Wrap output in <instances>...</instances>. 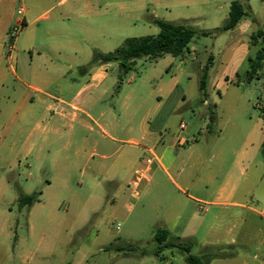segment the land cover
I'll return each mask as SVG.
<instances>
[{"label":"rangeland","instance_id":"obj_1","mask_svg":"<svg viewBox=\"0 0 264 264\" xmlns=\"http://www.w3.org/2000/svg\"><path fill=\"white\" fill-rule=\"evenodd\" d=\"M233 1L237 0H112V6L108 8L111 15L115 16L113 23L118 29L119 40L106 45L104 53L121 47L124 41L121 39L156 36L158 29L149 22L154 16L186 25L196 32L187 47L188 51L181 58L164 55L160 59L150 60L142 57L135 60L127 73H123L117 63L112 62L114 67L108 70L109 77L101 88L106 89L107 94L97 104L99 108H134L138 104L142 105L141 108H154L157 101L155 89L159 84H167V87L171 78L176 77L177 94L184 95L185 99H179L180 108L184 109L173 119V125L180 120L184 126L180 131L181 137L188 139L192 150L201 149L203 153L202 164L195 166L193 158H187L182 150V156L186 158L177 159L175 166L169 170L175 183L188 194L192 192L190 188L186 190V186L194 182L196 167L204 171L209 166L215 172L214 186L222 181V176L217 173V161H209L211 148H214L215 154L222 150L220 158L224 169L229 170L235 178L240 177L234 166L240 144L213 141L220 135V130L225 139L228 137L231 132V124L227 122L230 114L234 116L237 128L245 133L253 128L259 132L264 124L260 113V108H264V79L251 82L245 79L248 59L254 57L257 51V47L250 43V36L257 29L264 31V0L248 2L251 18L255 21L252 27L244 32L237 29L219 32ZM25 3L32 6L31 0H25ZM41 3L53 5L54 0H42ZM49 7L45 6L42 11H47ZM103 9L104 2L96 11L102 12ZM57 10L54 8L46 13V18L39 21L37 31L52 20ZM82 15L85 17L87 14ZM245 20L251 21L250 18ZM77 22L71 20L67 24L70 34L74 32ZM21 31L18 36L22 34ZM202 33L209 35L203 36ZM36 43L44 47L50 45L45 39H36ZM52 49L44 50V53L56 63L55 72L60 68L64 76L54 79L45 91L66 101L71 100L84 83L82 77L85 74L94 67L109 64L91 65L92 51L96 49L91 50V54L87 49L81 53L78 48L71 46ZM210 55L213 65L208 72L205 89L208 104H201L202 93L198 90V84L201 68ZM95 95H98V91ZM139 97L142 98L140 101ZM33 100L34 108H42L35 95ZM162 101L168 108L172 99L166 101L162 97ZM211 108H215L218 125L208 132V120L205 117ZM67 123L73 127L70 138L77 142L80 137L77 121L67 120ZM235 136H241V133L236 132ZM192 138H197L198 142H190ZM40 145L38 140L36 148L28 157L21 155L18 148L16 160H11V157H7L6 161L0 160V264H23L25 257L31 254L28 252H34L30 264H187L186 255L178 249H164L160 256L153 255L157 247L153 240L155 231L165 228L173 233L177 227L184 225V216L189 211L186 208L189 203L186 196L179 193L161 170L157 168L152 173H146L150 181L143 180L137 189L130 187L135 175L127 170L120 171V188L116 192L105 174L110 160L105 162L106 168L101 172L91 171L95 167L94 162L83 171V163L74 161L75 145L67 153L72 165L62 174L56 166L57 157L50 153L55 147L52 150L44 147L39 151ZM256 161L261 163L264 170V156L258 153ZM38 192V203L29 210H18L20 193L31 195ZM95 202L102 206L94 216L89 211ZM199 207L213 211L210 206ZM197 216L205 217L204 224L193 236L189 234L192 224L185 232L194 242L190 254L199 256L208 249L213 257L211 264H227L220 255L232 254L233 248L225 246L226 238L219 245L213 244L209 238L211 235L208 236L205 230L209 215L202 212ZM181 218L182 223L179 222ZM29 220L35 226L34 239L29 237ZM110 245L122 248L131 246L133 251L128 253L126 248L123 251L110 250ZM233 262H238V258Z\"/></svg>","mask_w":264,"mask_h":264},{"label":"crops","instance_id":"obj_2","mask_svg":"<svg viewBox=\"0 0 264 264\" xmlns=\"http://www.w3.org/2000/svg\"><path fill=\"white\" fill-rule=\"evenodd\" d=\"M31 1L30 7L25 0H0V160L6 161L7 157L16 160L18 148L21 155L28 157L40 140L39 151L44 147L48 150L55 147L50 153L57 157L56 166L65 174L72 165L67 153L76 145L74 161L83 163V171L94 162L95 167L91 171L101 172L106 168L105 162L110 160L105 174L116 192L120 188V171L127 170L133 175L140 172L146 181H150L145 174L158 168L189 201L184 225L177 227L173 233L167 229L172 238L189 239L185 235L187 227L192 224L189 234L193 236L205 220L204 216L197 214L207 213L209 216L205 230L208 236L211 235L209 238L213 240L212 243L219 245L226 238L225 246L235 249H232V254L220 255L227 264H264V220L258 214L264 207V170L261 163L256 161L264 142V124L259 132L253 128L245 133L237 128L235 118L230 114L227 122L231 124V132L228 137L225 139L220 130V135L213 141L240 144V151L234 161L240 177L235 178L229 170L224 169L220 158L222 150L215 154L214 148H211L209 161H217V173L222 176V181L214 186L215 172L209 166L204 171L196 167L194 182L186 186V190L190 188L192 193H186L172 179L169 170L175 166L177 159L184 157L182 150L187 158H193L195 166L202 164L203 153L201 149L192 150L188 139L181 137L180 124L183 123L180 120L173 125V119L184 109L180 108L179 99L184 100L185 96L177 94L178 79L172 77L167 87V84H159L155 89L157 101L154 108H141V104L134 108L97 107L107 94L106 89L101 88L109 77L108 70L114 67L112 63L94 67L85 74L82 77L84 83L71 100L52 96L45 89L54 79L63 78L64 73L60 68L55 72L56 63L44 50L71 46L78 48L81 53L87 49L91 54V50L96 49L99 51L94 50L92 54L95 51L106 54L103 48L119 40L118 29L113 23L115 16L108 9L112 6V0H54L53 5H43L42 0ZM102 2L105 9L96 11ZM45 6L51 7L43 12ZM54 8L58 9L56 15L37 31L39 21ZM19 10L21 14H18ZM83 13L87 15L83 17ZM85 18L95 21L87 22ZM71 20L78 22L70 34L67 24ZM18 23H23L22 34L10 47L8 33ZM254 24L243 18L232 30L244 32ZM36 39H45L50 42V47L39 45ZM96 91L98 95H95ZM33 95L42 108H34ZM162 97L166 101L172 99L168 108H165ZM141 99L139 97L138 101ZM261 116L264 120V115ZM67 120L77 121L80 134L77 142L70 138L73 127L66 124ZM205 120H208V115ZM217 125L215 114L212 129ZM236 132H240L241 136H235ZM190 142L196 143L198 139L192 138ZM185 145L187 148L184 149ZM91 205L93 207L89 212L95 216L102 205L98 202ZM113 205L116 206L115 203ZM200 205L210 206L213 211L203 209ZM34 230V223L29 220L28 232L32 239L35 238ZM28 253L31 254L25 257L23 264H30L34 252ZM236 258L238 262H233ZM231 259L234 260L231 262Z\"/></svg>","mask_w":264,"mask_h":264},{"label":"trees","instance_id":"obj_3","mask_svg":"<svg viewBox=\"0 0 264 264\" xmlns=\"http://www.w3.org/2000/svg\"><path fill=\"white\" fill-rule=\"evenodd\" d=\"M249 0H237L231 2L229 6L228 17L219 32H226L234 29V27L243 19L250 18L252 22H255L251 18V10L248 5ZM149 22L158 29L156 36H145L140 38H127L124 40L121 47L110 53L94 52L91 65L97 63H117L119 69L123 73H127L136 59L142 57H148L151 60H157L164 55H170L174 58H181L184 52L188 51L187 47L191 42L196 32L191 28L183 24H177L173 22L164 21L158 18H150ZM203 36L209 35L208 33H202ZM250 43L254 46H258V49L253 58L248 59V70L245 72V79L247 82L253 80L264 79V31L257 29L250 36ZM213 65V57L210 55L204 66L201 68V76L198 84V90L202 93L201 104H204L207 98L205 92L206 83L208 78V72ZM214 108L208 109V125L207 130H212L215 122ZM261 115H264V108H260ZM261 154L264 156V142L261 145ZM40 193H34L31 195H25L20 193L17 199L18 210L23 208L29 210L35 203L39 202ZM154 242L157 247L153 252V255L158 257L164 249H178L185 256V262L187 264H209L213 259L209 254V250L205 249L199 256H193L190 254L194 242L191 239L181 240L179 238H172L170 233L165 228H159L155 231ZM127 249V252L133 251V247H119L110 245L108 249H115L117 251H123Z\"/></svg>","mask_w":264,"mask_h":264},{"label":"built area","instance_id":"obj_4","mask_svg":"<svg viewBox=\"0 0 264 264\" xmlns=\"http://www.w3.org/2000/svg\"><path fill=\"white\" fill-rule=\"evenodd\" d=\"M18 14H21V10L18 11ZM23 27V23H18L17 25H15L13 28H11V30L8 33V38H9V46L12 47L13 42L16 40L19 31L22 29ZM184 126L183 124H180V128L182 129ZM145 180V178L143 177V175L140 172H136L135 173V177L131 182L130 187H133V189H137L138 186L140 185V183ZM132 189L133 194L135 195L136 192L134 193ZM259 217L264 220V207H262L259 212Z\"/></svg>","mask_w":264,"mask_h":264}]
</instances>
